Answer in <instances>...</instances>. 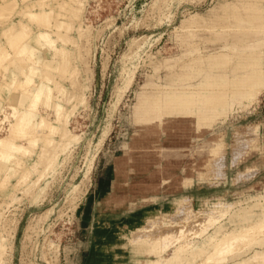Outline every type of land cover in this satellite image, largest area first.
Listing matches in <instances>:
<instances>
[{
    "label": "rangeland",
    "instance_id": "374dc122",
    "mask_svg": "<svg viewBox=\"0 0 264 264\" xmlns=\"http://www.w3.org/2000/svg\"><path fill=\"white\" fill-rule=\"evenodd\" d=\"M30 1L37 3L18 5ZM47 2L55 24L72 22L61 28L73 37L65 54L71 66L53 79L70 88L68 76L78 68L73 76L86 100L67 105L74 108L70 137L54 135L57 151L49 163L44 158L31 171L41 141L33 152H14L12 174L1 169L0 264H202L211 236L264 213V0ZM72 4L77 13L70 19L64 8ZM14 12L0 21L1 40L6 24L20 17ZM42 52L58 60L54 51ZM16 56L25 57L19 63L27 58ZM16 90H0V137L9 134L13 110L25 98L18 96L22 87ZM49 106L38 110L53 119ZM182 113L195 118L175 117ZM126 165L169 178L159 191L169 197L135 212L110 214L97 206L95 181ZM258 251L264 258V242L221 264Z\"/></svg>",
    "mask_w": 264,
    "mask_h": 264
},
{
    "label": "bare ground",
    "instance_id": "6f19581e",
    "mask_svg": "<svg viewBox=\"0 0 264 264\" xmlns=\"http://www.w3.org/2000/svg\"><path fill=\"white\" fill-rule=\"evenodd\" d=\"M20 1L22 2L23 0H0V16H1L0 21L1 22L4 20L5 16L3 15L6 12H7L6 14L7 16H10L14 12L13 8H17V10L14 12V16L18 15L17 13H20L19 19H17L16 21L12 20L9 23L7 22L8 24L5 23L6 26L4 30L2 29L3 31L1 35H3L2 36L3 40H1L0 38V71L4 70V74H5L4 76H6L5 78L7 80H5L3 87L1 84L0 90L7 89L9 90V92H11V90H16L17 88L22 87V89H24V93L18 96H23V98L25 97L23 101L21 100L20 105L17 106V108L13 110V113H12L13 118L11 120V125H10L11 128H10V131L8 132L9 134L5 137L3 136L0 137V171L1 169L5 168L7 171V174H12V171H14V169H17L15 167L16 165L12 161L13 158H15L16 156L15 155L13 157L15 151H19V152L21 151L23 153L26 152V154H27V151L33 152L35 150H31V149H33V147H35L37 144L39 145L41 141H43V143L41 145V148L39 147L40 148L39 158L37 156L38 159L34 163H32L31 171H32V167L36 168L37 164L40 161L45 160L44 158H46L47 163H49L48 161H50L52 157L55 156V153L57 151L56 149L57 140L54 137V135L60 134L59 138L64 139L65 141L66 135L68 134L67 135L68 137L70 134L69 133L70 131L66 127L69 124L68 122H70L68 121L69 116H70V111L73 112L74 108L69 110L70 107L68 108L67 105L72 103L73 105L72 107H75V105L76 104L78 105L79 102H83V101L85 102L86 100V99L84 100V97H83L84 94L78 91L77 89L78 84L75 80V77L73 76V74L79 73L80 70L78 68H77L78 71L76 69L77 73L74 72L72 73L71 76L70 75L68 76L70 77L69 81H71L70 88L65 87L60 81L53 79L54 72H58L60 73V76L65 77L66 76L65 73L68 71V69L71 66L70 64H71L72 59L69 58V56L67 58V55L65 56V54H67L68 53L67 51L69 50L67 48L68 47L67 42H71L73 37L71 38V37L64 36L61 32V28H63V26H65L64 29H67L68 27L70 28L72 26L71 25L72 22L68 20H58L57 23L55 24L53 21L54 17L52 15L54 8H53V5H51V3H50V7L49 6L46 7L49 4L47 0H39V2L36 0L37 3H35L34 1H30L27 4H24L23 6L18 5V2ZM35 5L38 6L36 9L33 8ZM74 5L75 4H72V6H70L71 8H67V7L64 8L65 13L69 14L70 19L71 18L73 19L74 16L76 17L77 12L74 9ZM63 6H66V4ZM26 7L27 8L29 7L30 9L29 10L27 9L25 11L21 10L22 12L20 11L21 8H23L24 10V8ZM12 9H13V12L11 11ZM4 10L6 12H4ZM26 14L30 16L31 18L33 17L34 22L27 21V19L25 18ZM51 24L54 25L53 26L54 30L51 29V26H52ZM3 44H5V46ZM43 48H45V50L49 52L54 51L57 55L54 54V52L51 54H54L55 56H57L55 58H58V60L57 61L54 60L55 61L54 62L53 59L51 61L49 60V58L47 57L45 58L42 52ZM15 56L16 57L27 56V58L24 61H28V63L26 62L25 65H24V61L23 63L22 62L19 63V61L21 59H24L25 57L24 58L20 57L21 59L18 57L19 59L16 58L18 60L16 61L14 60ZM59 57H61L62 59H64L63 57H66L67 59L65 58V60H60ZM16 62L19 64H17ZM21 63L23 65H21ZM74 69L75 68L73 69L71 68V72H73L72 70ZM39 76H43V77L41 78ZM54 90H57V91H54ZM184 100L185 99H183L181 102L183 105H185L183 103ZM19 102L20 101L18 100V103ZM41 104H43V106L48 105V108L50 107L49 105H51V108L53 109L52 111H54V113H52L54 114L53 119H50L48 118V115L46 116L39 112L40 108L38 110V107ZM194 116L195 114L182 113L175 117L195 118ZM21 131H25V133ZM18 132H20V134L23 133V135L20 136ZM19 137L20 138L25 137L28 141L27 143L28 146L20 143L17 140V138ZM64 141L62 142L63 144H64ZM215 147L218 148V146L215 145L211 147L210 149H207V154L208 153L211 154L215 152L213 151ZM28 154L30 156V153ZM36 154L38 155V152ZM25 172H23V174ZM27 172L26 174L23 175V178H25L24 176L27 177ZM7 177L8 175H6V178ZM4 181H7V180H4ZM4 181H3V184H4ZM81 186L82 185H80V187ZM227 207L229 206L227 205ZM223 210H219V212L221 213L223 212ZM213 211H217V210H213ZM216 214L218 217H220L218 213L215 212L214 214L213 213L211 214V218L213 217L212 215L215 216ZM208 218H210V216ZM211 218L208 219L210 220L209 221L210 226L212 225ZM201 222L203 224V221ZM201 222L200 223L198 222V223L201 224ZM207 223L208 221H206V225L207 227H209V223L208 224ZM206 225L204 226V228L206 227ZM182 227L181 229L183 231L184 227L183 228ZM204 228L201 230L204 231ZM201 230H199V232ZM189 232L191 233V231ZM181 233L183 232H180V235H182ZM197 233L198 232H196V234ZM211 237L213 238L212 240L213 248L210 251H208L207 255L204 258L205 260H203V263L200 262L202 260H200L197 263L221 264L222 262H225V260H227L229 257H233L237 255L238 253H241L247 250L248 248L251 247V245L262 244L264 242V213L260 217L254 219L253 221L243 226L236 227L233 230L223 231L222 233L218 235H213ZM183 245L184 243L182 244L181 248L183 247ZM0 247H2V245H0ZM261 253L262 252L258 251L255 254H253V256H251L249 259L236 261L235 264H254L256 260L260 261V259L263 258V257L260 258ZM0 256H2V254ZM158 263H160L159 260L154 259L150 262H145L142 264H158Z\"/></svg>",
    "mask_w": 264,
    "mask_h": 264
},
{
    "label": "crops",
    "instance_id": "0c3cea01",
    "mask_svg": "<svg viewBox=\"0 0 264 264\" xmlns=\"http://www.w3.org/2000/svg\"><path fill=\"white\" fill-rule=\"evenodd\" d=\"M159 175L156 170L147 174L146 171H139L128 165L114 167L113 170L108 169L106 173L102 172L95 181L93 196H97L96 205H102L110 214L117 209L135 212L161 198H168L166 191H164L165 194L159 191L165 188L163 183L169 181V178H160ZM181 189L183 190L182 187ZM90 196L91 191L89 190L87 198L89 202Z\"/></svg>",
    "mask_w": 264,
    "mask_h": 264
}]
</instances>
